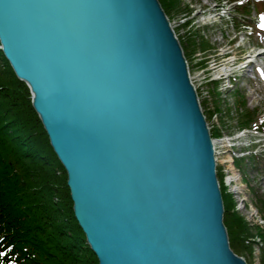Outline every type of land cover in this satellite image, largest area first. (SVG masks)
Masks as SVG:
<instances>
[{"label": "water", "instance_id": "95a60500", "mask_svg": "<svg viewBox=\"0 0 264 264\" xmlns=\"http://www.w3.org/2000/svg\"><path fill=\"white\" fill-rule=\"evenodd\" d=\"M0 45L98 264H246L207 123L158 0H0Z\"/></svg>", "mask_w": 264, "mask_h": 264}, {"label": "trees", "instance_id": "16d2710c", "mask_svg": "<svg viewBox=\"0 0 264 264\" xmlns=\"http://www.w3.org/2000/svg\"><path fill=\"white\" fill-rule=\"evenodd\" d=\"M158 1L167 15L179 10L180 0ZM0 63V231L13 252L33 264H98L73 215L66 172L32 107L29 89L1 50ZM222 198L230 247L248 253L245 241L251 228L223 191ZM6 230H11L13 242ZM257 234L264 237L259 228Z\"/></svg>", "mask_w": 264, "mask_h": 264}, {"label": "rangeland", "instance_id": "374dc122", "mask_svg": "<svg viewBox=\"0 0 264 264\" xmlns=\"http://www.w3.org/2000/svg\"><path fill=\"white\" fill-rule=\"evenodd\" d=\"M224 2L225 0H180L179 10L172 11L167 16L176 36L179 38V43L180 41L184 43L188 51L186 59L191 80L198 92L202 110L207 114L206 121L213 136L221 138L232 136L234 140H237L239 139L237 132L240 128L247 126L258 129V118L262 117L261 113L264 112V82L258 80L248 82V77L242 75L239 68L234 72L237 81L226 82L224 87H219L218 84L210 82L212 76L210 78L206 76L207 68L212 70V68L222 66L229 60V58L227 59V52H230L231 49H233L232 51L236 50L237 54L240 53L239 57L241 58L246 57L248 53L247 37L245 42H242L241 33L236 31L239 28L235 29L237 19L230 20V17L222 13V10H228L227 6H223L222 9L219 8ZM252 4L251 1H247L245 6L252 7ZM218 10L220 11L219 14H215ZM248 10L250 19L254 18L255 12L261 9ZM232 11L238 14L236 9H231ZM207 64L208 66L204 67ZM219 99L220 103L215 105L216 100ZM248 113H252L254 121L246 123L245 119ZM246 140H248V136H246ZM235 149L237 154H241L246 149V144L236 143ZM220 150L226 158V155L223 154L225 148ZM256 150L260 153L259 156L252 151H249L244 157L242 156L243 162H245L246 180L249 181L248 186L239 179L237 182H229L225 176V174H229V163H227V169L224 171H221L218 165L216 166L223 210L222 191L232 202V209L243 217L251 228L252 234L247 237L248 240L253 241L249 246V252L245 254L235 253L242 257L246 264H264V237L257 234L258 228L260 231H264V206L261 209L257 201L258 196H260L264 203V166L261 162L264 160V148L257 146ZM12 233L19 234L15 230ZM30 254L31 257L34 256L32 250H30ZM22 261L24 264H33V260L29 261L22 258Z\"/></svg>", "mask_w": 264, "mask_h": 264}, {"label": "bare ground", "instance_id": "6f19581e", "mask_svg": "<svg viewBox=\"0 0 264 264\" xmlns=\"http://www.w3.org/2000/svg\"><path fill=\"white\" fill-rule=\"evenodd\" d=\"M179 42V41H178ZM260 54H257V56H259ZM257 56H250V55H248V57H250V59L246 62V63H244V65H245V67H243V68H241V70H243V71H248L249 70V68H247V67H250V64L252 63V58H256ZM229 61H232V58H230L229 59ZM235 62V61H234ZM237 64H238V62H236ZM229 69H227L226 67H220V73H224V72H226V71H228ZM206 121V120H205ZM207 123V122H206ZM207 128H208V125H207ZM211 129V128H210ZM208 132H209V128H208ZM209 136H210V140H211V143H212V147H213V156H214V160H215V155H216V146L215 145H217L216 144V137H214V136H211L210 134H209ZM221 143V146L223 147V148H226V147H228V144H226V141L224 140V139H222V138H220L219 140H218V143ZM232 149H234V148H232ZM227 160L225 161V162H228V163H231L229 166V169H228V172H230V170H231V168H232V165H233V163H235V162H237V159L233 156V155H231V154H227ZM221 170V169H220ZM222 171V170H221ZM232 177L230 178V179H232V180H234V181H238V175H237V173L236 172H234V174L232 173ZM244 177L246 178V176L244 175ZM217 178V177H216ZM239 187H241V186H239ZM236 192H237V190H236ZM253 241H250V240H248L247 239V241L245 242L247 245H249V244H251ZM93 252V251H92ZM94 253V252H93Z\"/></svg>", "mask_w": 264, "mask_h": 264}, {"label": "snow or ice", "instance_id": "6c2138e0", "mask_svg": "<svg viewBox=\"0 0 264 264\" xmlns=\"http://www.w3.org/2000/svg\"><path fill=\"white\" fill-rule=\"evenodd\" d=\"M262 19H264V17H262Z\"/></svg>", "mask_w": 264, "mask_h": 264}]
</instances>
